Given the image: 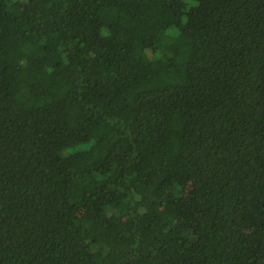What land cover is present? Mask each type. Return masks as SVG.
Returning a JSON list of instances; mask_svg holds the SVG:
<instances>
[{
    "label": "trees",
    "instance_id": "1",
    "mask_svg": "<svg viewBox=\"0 0 264 264\" xmlns=\"http://www.w3.org/2000/svg\"><path fill=\"white\" fill-rule=\"evenodd\" d=\"M0 264H264V0H0Z\"/></svg>",
    "mask_w": 264,
    "mask_h": 264
}]
</instances>
